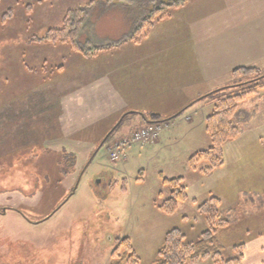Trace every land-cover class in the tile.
I'll return each mask as SVG.
<instances>
[{
  "label": "rangeland",
  "instance_id": "1",
  "mask_svg": "<svg viewBox=\"0 0 264 264\" xmlns=\"http://www.w3.org/2000/svg\"><path fill=\"white\" fill-rule=\"evenodd\" d=\"M90 2L94 4L78 36L83 50L120 44L154 4L151 0H0V264H109L124 237L131 239L140 264H154L167 231L178 228L187 242L194 243L208 229L191 204L180 208L187 214L183 222L178 215L167 216L157 208L170 191L164 179L186 172V139L179 135L174 139L171 129L163 131L157 142L131 145L125 160L115 163L109 161L106 145L95 154L78 153L69 143L55 145L64 131L80 129L92 117L99 120L94 128L99 133L124 114H139L127 116L112 140L128 135L143 121L140 114L149 116L140 106L125 108L119 99L107 95L60 96L65 90L56 81L81 74V54L66 44L29 41L60 29L68 10ZM174 31L156 27L141 44H122L103 53L130 58L136 73L148 72V83L154 84L161 75L159 65L151 66L159 57L156 43L160 34L167 37ZM94 65L91 60L86 64ZM91 75L94 78L97 73ZM231 81L240 82V78ZM206 95L197 98L204 97L196 105L210 101ZM262 95L264 89L240 104L241 109L250 110L258 103L259 113L245 132L247 137L228 142L214 178L186 179L191 195L212 185L216 176L226 175L233 181L231 187L237 191H218L220 215L228 222L216 234L224 259L234 256L233 245L264 233V159L233 156L235 151L261 152L255 137L264 132ZM194 109H185L171 122H180L183 131L185 117ZM53 148L74 153L69 174L50 169L48 155ZM62 167L67 169V163Z\"/></svg>",
  "mask_w": 264,
  "mask_h": 264
},
{
  "label": "crops",
  "instance_id": "2",
  "mask_svg": "<svg viewBox=\"0 0 264 264\" xmlns=\"http://www.w3.org/2000/svg\"><path fill=\"white\" fill-rule=\"evenodd\" d=\"M164 26L175 31L167 37L160 34L161 39L156 43L159 57L155 60L156 63H151V66L159 65L156 69L161 70V75L154 84H151L152 80L148 83L149 79L146 78L148 72L142 76L136 73L137 68L132 66L133 62L130 58L106 56V53H103L92 58L82 57L83 60L80 59V67H78L81 74L60 77L56 81V86H62L65 90L59 94L60 96L107 95L113 97V100L119 99L125 108L140 106L143 111L160 115L162 120H173L179 112L195 108L185 117L186 124L182 127L183 131L180 130L181 125L178 121L170 122L169 128L174 139L179 138L178 135L182 136L187 144L183 155L186 172L180 177L183 178L188 200L179 205L176 214L183 222L187 219V214L181 212L180 208L191 204L197 210L198 205L212 197L219 199L222 206L218 191H237L231 187L233 184L231 179L226 175H219L206 189H196L194 195L190 194L186 180L188 176H194L195 181L207 180L218 170L217 167L206 176L199 171V165L198 169H193L187 164L189 156L210 147L204 127L205 119L213 107L211 100H206L200 103L201 105H196V102L191 105L190 103L214 90L239 83L232 84L231 81L236 78L232 74L236 68L253 67L260 71L264 70L261 68L264 65V0H189L169 18L155 26L145 40H148L156 27ZM90 60L95 63L93 67L86 66ZM93 72L97 73L94 78L91 75ZM48 87L52 88V84H48ZM262 101L264 104V100ZM257 104L255 117L243 133L233 141L239 140L242 136V138L247 137L245 132L252 123H255L259 113ZM98 122L96 117L85 120L80 129L64 131L54 143L59 145L69 143V147L74 151L89 152L91 145L98 142L100 136L110 128L98 133L94 130ZM143 123V121L138 122L130 129L128 135ZM88 129H91L92 133H89ZM255 139L259 144L257 146L260 153L244 155L240 151H235L233 156L264 159V132ZM77 144L81 146H74ZM261 210H264V207ZM243 243L245 245L241 264H264V233Z\"/></svg>",
  "mask_w": 264,
  "mask_h": 264
},
{
  "label": "trees",
  "instance_id": "3",
  "mask_svg": "<svg viewBox=\"0 0 264 264\" xmlns=\"http://www.w3.org/2000/svg\"><path fill=\"white\" fill-rule=\"evenodd\" d=\"M125 1H130L131 3L132 0ZM151 1L154 3L153 8L147 10L135 24L127 39H124L120 44L100 45L90 50H83L78 45V36L87 21L88 10L94 2L68 10L64 15L60 29L48 30L43 37L33 36L29 41L35 43L45 42L53 46L66 44L71 46L74 52L80 53L83 58L98 56L122 44L137 45L150 35L155 26L169 18L174 11L187 3V0ZM156 2L158 4L155 5ZM232 74L234 77L240 78L241 82L214 90L205 96L213 101L212 111L205 119V132L209 138L210 147L206 150L195 152L187 160L189 167L198 169L199 165V171L206 176L223 164L224 146L239 137L257 113L256 106L250 110H244L240 108V104L248 96L258 94L259 90L264 89V74L258 68L240 67L234 69ZM259 98L264 100V95L259 96ZM200 99H196L191 103ZM130 115L124 114L120 117L122 119L121 122L109 135L105 144L111 141L112 135L118 130L123 120ZM120 118L100 136L98 142L91 145L90 154L96 150ZM142 120L149 123L167 122V120H162L160 115L154 113H149L148 117L143 114ZM74 146L80 147L81 145L77 144ZM82 146L87 145L82 144ZM51 150L53 152L50 151L48 155L51 161L50 169L57 170L62 176L69 174L72 168V161H74V153L62 152V148H53ZM57 150L60 151L56 152ZM76 152L81 153L80 150ZM65 163H67V169L62 167ZM164 183L170 188L169 195L157 204V208L167 216H174L178 212L179 205L188 200L186 187L181 177L164 179ZM219 207L220 200L213 197L198 205L197 212L204 217L208 229L200 234L194 243L187 242L185 235L178 228L167 231L156 254L154 264H198L205 260H210L213 264H241L244 243L236 244L232 247L234 253L232 258L224 259L222 256L223 248L217 241L216 234L227 228L228 222L220 215ZM109 264H140L130 238L124 237L119 240L118 246L111 253Z\"/></svg>",
  "mask_w": 264,
  "mask_h": 264
},
{
  "label": "built area",
  "instance_id": "4",
  "mask_svg": "<svg viewBox=\"0 0 264 264\" xmlns=\"http://www.w3.org/2000/svg\"><path fill=\"white\" fill-rule=\"evenodd\" d=\"M168 127V124H151L134 129L131 132L130 138L117 140L106 147L109 161L115 163L118 160H125V151L130 145L147 144L153 142L157 140L160 134L168 129Z\"/></svg>",
  "mask_w": 264,
  "mask_h": 264
},
{
  "label": "water",
  "instance_id": "5",
  "mask_svg": "<svg viewBox=\"0 0 264 264\" xmlns=\"http://www.w3.org/2000/svg\"><path fill=\"white\" fill-rule=\"evenodd\" d=\"M183 111L179 112L175 117H178ZM134 112H131L129 114H133ZM173 117V118H175ZM122 120V119H121ZM121 120L117 123V125L105 136V138L102 140V142L99 144V146L97 147L96 151H98L103 145L104 143L106 142V140L108 139L109 135L113 132V130L119 125V123L121 122ZM171 120V119H169ZM96 151L93 153L95 154ZM2 213H5V209L2 211Z\"/></svg>",
  "mask_w": 264,
  "mask_h": 264
}]
</instances>
